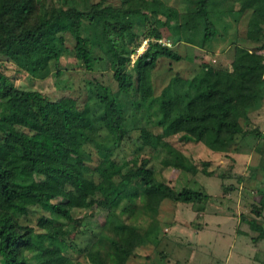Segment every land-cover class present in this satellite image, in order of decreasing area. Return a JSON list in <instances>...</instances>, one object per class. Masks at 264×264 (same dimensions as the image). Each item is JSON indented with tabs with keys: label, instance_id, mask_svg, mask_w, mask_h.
<instances>
[{
	"label": "trees",
	"instance_id": "16d2710c",
	"mask_svg": "<svg viewBox=\"0 0 264 264\" xmlns=\"http://www.w3.org/2000/svg\"><path fill=\"white\" fill-rule=\"evenodd\" d=\"M229 1L239 3L237 10L223 6ZM219 6L247 15L243 35L224 53L230 68L199 60L191 75L176 72L156 94L153 71L182 59L164 42L168 34L202 49L218 35ZM63 51L87 70L106 63L119 91L137 105L149 100L159 111L152 123L127 127L108 85L101 84L95 102L90 80L85 89L44 92L16 84L1 61L0 264H68L67 248L106 264L97 247L104 220L99 228L81 229L73 210H108L117 194L140 198L154 212L164 199H209L202 190H177L156 178L153 153H163L162 163L181 171L208 164L196 163L167 137L180 134L185 142L228 154L240 151L250 135L253 147L264 150L258 146L264 133L249 126V112L264 98V0H179L178 6L165 0H0V57L33 73L57 65ZM103 133L110 141L100 146ZM250 226L264 237L260 225ZM112 229L115 259L125 263L142 245V233L125 222Z\"/></svg>",
	"mask_w": 264,
	"mask_h": 264
},
{
	"label": "rangeland",
	"instance_id": "374dc122",
	"mask_svg": "<svg viewBox=\"0 0 264 264\" xmlns=\"http://www.w3.org/2000/svg\"><path fill=\"white\" fill-rule=\"evenodd\" d=\"M165 1L174 6L179 4V0ZM238 4L233 5V1H229L223 6L232 5L237 10ZM223 6H219L221 16L216 21L218 35L202 49L186 44L176 32L168 34L164 42L179 52L182 59L172 61L170 68L166 64L153 71L156 94L176 72L191 75L197 69L199 60L206 59L213 65L225 64L230 68V58L225 60L224 53L233 38L243 35L247 15L237 16L235 10L224 11ZM150 15L154 18L152 13ZM146 45V41L143 42L136 53L143 52ZM136 53L132 54V61ZM1 61L4 62L5 72L14 77L16 84L44 92L64 87L85 89L89 87L90 80L94 85L90 94L95 102L101 84L108 85L123 110L127 127L148 125L156 119L159 111L157 104L151 105L149 100L134 104L119 91L106 63L102 66L96 64L94 69L87 70L73 54L63 51L57 65L52 62L45 69L29 73L19 70L11 60L0 57ZM261 112L264 115V108ZM263 121L251 120V123L261 130L264 128ZM102 135L98 143L105 146L110 140L106 133ZM167 139L196 163L206 160L208 164L199 165L196 172L181 171L163 164V153H153L151 163L156 169V178L177 190L182 187L202 190L210 194V198L199 203L164 199L159 211L154 212L148 210L140 198L131 199L117 194L108 210L101 207L74 209L73 215L80 217L78 223L81 229L99 228L104 220V224L100 225L103 226L104 237L97 247L106 264H225L227 258L229 264H264V237L258 229L250 226L254 221L264 230V161L257 165L256 159L251 160L247 154L256 150L253 147L256 138L247 135L248 144H239L241 149L238 152L244 153H236L237 162L228 158L226 152L211 150L202 142H185L180 134ZM262 139L258 146L264 143ZM94 178H99L97 173H94ZM98 196L101 197L100 194ZM45 214L50 216L49 212ZM122 222L134 225L142 233V245L125 263L116 261L114 247L109 242L114 235L113 226ZM32 223L35 224V221ZM72 239L73 236H68L67 240ZM66 253L71 257L68 264H92L85 253L79 254L72 248H67Z\"/></svg>",
	"mask_w": 264,
	"mask_h": 264
},
{
	"label": "crops",
	"instance_id": "0c3cea01",
	"mask_svg": "<svg viewBox=\"0 0 264 264\" xmlns=\"http://www.w3.org/2000/svg\"><path fill=\"white\" fill-rule=\"evenodd\" d=\"M263 108H264V99H263L261 105L258 108H256V109H254V110L249 112V117H250L249 124H250V126H252V127L256 126V124H252L251 123V120L254 121V122L255 121L261 122V121L264 120V115L261 112V110ZM261 130H262L261 133H264V128H262ZM263 140L264 139H262L261 142H263ZM261 145L264 146V143H262ZM236 153L243 155L244 152H242V153L241 152H229L227 157L230 158V159L232 158L233 159L232 161H236L237 162L238 161V156L236 155ZM247 154L250 156L251 160L254 161L256 159L255 164H257V165H258V162L264 161V151H262L260 149L255 150L254 153L250 152V153H247ZM257 165H254V166H257ZM228 261L229 260L227 258L225 264H229Z\"/></svg>",
	"mask_w": 264,
	"mask_h": 264
}]
</instances>
